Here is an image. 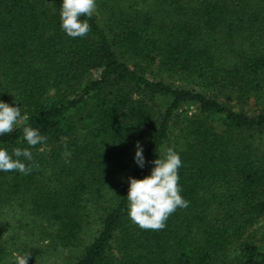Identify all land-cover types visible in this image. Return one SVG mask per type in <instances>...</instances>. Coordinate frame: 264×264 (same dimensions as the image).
Instances as JSON below:
<instances>
[{
    "label": "trees",
    "instance_id": "trees-1",
    "mask_svg": "<svg viewBox=\"0 0 264 264\" xmlns=\"http://www.w3.org/2000/svg\"><path fill=\"white\" fill-rule=\"evenodd\" d=\"M61 4L0 0V101L48 138L30 174L0 171V264H264V0H97L82 38ZM22 127L0 148L29 147ZM162 147L188 207L142 230L129 178Z\"/></svg>",
    "mask_w": 264,
    "mask_h": 264
},
{
    "label": "clouds",
    "instance_id": "clouds-1",
    "mask_svg": "<svg viewBox=\"0 0 264 264\" xmlns=\"http://www.w3.org/2000/svg\"><path fill=\"white\" fill-rule=\"evenodd\" d=\"M97 0H62L60 9V27L71 38L86 37L91 31L88 20L97 14ZM85 17L87 19H82ZM54 93V89L51 90ZM26 115H22L19 106H10L0 101V136L12 133L17 125H23V139L29 147L13 148L12 153L0 148V171L19 172L21 175L30 174L34 163L31 148L41 145L39 151L47 143V136L27 125ZM134 160L138 167L145 166L142 146L137 142ZM63 156L70 162L71 151L65 142ZM15 157V158H14ZM22 158V159H21ZM24 161L33 162L26 164ZM154 167L150 175L143 179L129 178L127 192L128 215L130 220L142 230L159 231L166 226L168 218L177 209L188 207V201L181 195L179 169L182 161L178 152L171 147H162L161 155L152 161ZM29 254L15 255L14 264H27Z\"/></svg>",
    "mask_w": 264,
    "mask_h": 264
},
{
    "label": "rangeland",
    "instance_id": "rangeland-1",
    "mask_svg": "<svg viewBox=\"0 0 264 264\" xmlns=\"http://www.w3.org/2000/svg\"><path fill=\"white\" fill-rule=\"evenodd\" d=\"M35 246H38V244H35ZM40 247L42 248L43 245H40ZM14 256L9 258V264H14ZM72 256L73 252L71 250L57 248L53 251L49 248L44 251L42 258L39 259V257L34 256L30 264H68L72 260Z\"/></svg>",
    "mask_w": 264,
    "mask_h": 264
}]
</instances>
